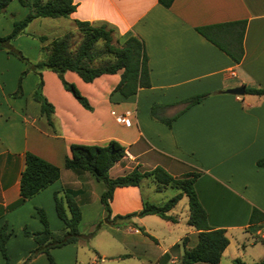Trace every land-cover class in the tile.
Returning a JSON list of instances; mask_svg holds the SVG:
<instances>
[{
    "label": "crops",
    "instance_id": "1",
    "mask_svg": "<svg viewBox=\"0 0 264 264\" xmlns=\"http://www.w3.org/2000/svg\"><path fill=\"white\" fill-rule=\"evenodd\" d=\"M72 2L75 7L68 16L33 18L16 37L32 24H40L39 20H49L44 26L53 37L77 30L75 20L111 29L118 45L128 36H136L147 56L149 86L125 98L111 92L120 71L84 82L67 70L63 77L86 97L90 109H85L63 89L54 72L44 69L38 76L26 69L25 63L42 59L40 51L46 39H38L42 45L37 49L35 45L33 52L20 42L12 43L27 62L0 50V227L5 223L12 230L5 242L10 263H20L35 246L23 228H41L36 207L50 216L51 230L62 227L54 208L55 191L76 193L79 225H90L87 231L79 227L80 233L92 230L103 215L99 197L105 186L87 171L65 168L64 158L70 154L71 143L104 145L111 139L124 146L125 155L108 169L110 177L155 166L172 177L195 173L192 187L205 211L207 227L223 229L228 240L218 264H233L236 258L251 264L263 258L264 244L259 238L264 237V166H257L256 161L264 157V96L224 90L264 88V0H172L168 7L158 0ZM240 20L245 22L243 53L237 63L195 30ZM9 23L12 25V20ZM34 33L31 36L37 38L48 36ZM39 78L41 93L52 105L49 121L32 99ZM205 92L211 94L184 110L170 125L149 116L152 103L171 104ZM19 95H24L22 100ZM176 108H167L164 115H171ZM124 114L125 122H118L116 116ZM25 151L60 170L55 181L28 199L18 194ZM144 178H148L145 191L140 180L137 185L113 189L109 218L137 211L145 201L163 204L157 193L170 187L181 194L166 211L171 219L145 214L99 227L88 238L81 236L76 242L51 248L55 263L105 264L108 258L128 262L124 264H174L184 248L194 246L197 230L187 223L188 204L181 215L176 207L186 195L170 183L157 190L151 176ZM252 209L262 218L250 221ZM87 247L93 253H87ZM0 264H5L1 255ZM26 264L49 263L39 253Z\"/></svg>",
    "mask_w": 264,
    "mask_h": 264
},
{
    "label": "trees",
    "instance_id": "2",
    "mask_svg": "<svg viewBox=\"0 0 264 264\" xmlns=\"http://www.w3.org/2000/svg\"><path fill=\"white\" fill-rule=\"evenodd\" d=\"M11 0H0V12ZM21 6L28 8L26 15L13 21L8 34L0 36V48L8 46V42L22 33L25 26L33 18L37 17H66L74 10L72 0H17ZM172 0H158L163 7H168ZM76 29L81 32V37L74 48L71 47V33L65 32L60 36L52 38L49 43L42 47V59L30 63L15 50L16 55L28 63L29 69L35 71L38 76L41 70L47 69L54 72L64 90L68 91L73 98L85 109H90L88 100L80 93L74 83L64 79L63 73L67 70L75 72L84 82H91L101 74H112L117 71L119 80L111 90L118 92L122 97H128L136 93L140 87H148L147 56L144 52L142 42L133 35L128 36L122 44L112 42L111 29L104 25L94 26L87 21H74ZM243 20L216 23L196 27L195 30L208 41L225 52L235 63L239 62L242 49V36L244 31ZM40 41L46 39L44 35L38 36ZM24 73V71H23ZM21 73V75L23 74ZM42 81L39 78L32 92L33 99L40 105V110L49 121L52 105L41 93ZM20 89L18 86V93ZM244 93L264 96L262 87H244ZM211 92H205L189 96L171 104L152 103L149 107V116L155 120L170 125L179 114L191 105L199 102ZM172 106H178L171 115H164L165 110ZM68 156L64 158V167L72 170L87 171L105 188L100 194L102 205V216L94 223L91 231L82 235L79 230L80 209L74 200L75 192L62 190L63 197L58 196V191L53 193L54 208L57 217L62 221V227L53 231L49 228L45 213L42 208L36 207V213L41 223L37 230L23 228V234L30 237L35 246L30 249L20 264H26L39 253H43L49 264H56L51 256L50 250L67 243L76 242L81 236L90 237L100 226L102 221L108 225H118L130 220L134 216L145 214H156L162 218L171 219L166 211L179 199L177 193L161 205L143 202L142 207L125 215H114L109 218V200L116 186L137 185L139 180L145 176H151L155 181V187L159 190L166 184H172L180 188L187 197L188 218L187 223L197 230V241L191 248H184L178 261L174 264H192L194 262H205L207 264H218L220 254L227 245V237L221 228H208L206 224L205 211L198 202L192 182L195 173H187L181 177H172L163 168H154L139 172L133 168L129 172L110 177L108 169L114 162L125 155V148L116 140H109L104 145L71 143ZM23 168L19 173L18 194L22 199L31 198L37 192L51 184L59 177V168L45 159L25 151L23 154ZM257 166H264V157L256 161ZM102 218V220L100 219ZM250 221L261 219L259 211L252 209ZM120 222H118V221ZM12 234L3 223L0 227V255L5 264L9 263L5 242ZM260 241L264 244V237ZM233 264H244L239 259H233ZM251 264H264V257Z\"/></svg>",
    "mask_w": 264,
    "mask_h": 264
},
{
    "label": "rangeland",
    "instance_id": "3",
    "mask_svg": "<svg viewBox=\"0 0 264 264\" xmlns=\"http://www.w3.org/2000/svg\"><path fill=\"white\" fill-rule=\"evenodd\" d=\"M27 12H28V8L27 7L21 6L17 2V0H11L7 4V6L0 12V36L6 35V34H8L10 32V29H11L12 25H11V23H9V20L10 21L12 20V22L13 21H16V20H19V19L23 18L26 15ZM39 21H41L40 24H38V22H36V23L32 24L31 26L27 27L26 32H24L22 34V36H20V38L14 37L13 39H11L8 42V46L7 45L6 46L3 45L0 48V50L3 51V52L9 53L10 55H14L15 56L16 55V52H15V50H16L15 48L16 47L13 46L12 43H14V42L15 43L20 42L23 45H25V50H27L29 52H33V50L35 51L37 48H39V45H42V43H40V41L38 40L37 37L31 36V34L34 33V32H37V34H38V32H40L41 34H47L48 36H46V43H49V41L52 38H54L53 35L50 33V31L46 30V27L44 26L49 20H39ZM68 30H70V29H68ZM114 36H115V33H112V42L113 43H114V41H113L114 40ZM80 37H81V32L80 31L73 30L71 32V47L72 48H74L76 46V44L78 43ZM35 45H37L36 49H35ZM40 52H41V55L43 56V51H40ZM15 57H17V55ZM25 65H26V69L28 70L29 69L28 63H25ZM19 96H20V99L22 100L24 95H22V96L19 95ZM27 99H28L27 100L28 102L31 101V100H29V97ZM112 172H114V171H112ZM146 179H148V178L142 177L140 179V185H141L143 191H145V189H146V187L144 185ZM175 192H176V190L174 188L167 187L163 191H161V192H159L157 194L159 195V197H162V201H166L167 199H169L170 197H172L175 194ZM57 195L60 196V197H63L62 190H59ZM176 207L178 209V212H180V215L181 214H184L186 212V210H187V200H186V197L183 198L182 200H180L177 203V206ZM43 211L45 213V210H43ZM45 216H46L47 223H48V226H49L51 224L50 216L49 215L47 216L46 213H45ZM100 219L102 220V218H100ZM107 225L108 224H105L102 221L100 227L103 228V227H105ZM89 226L90 225L89 224L87 225V223L86 224H83L82 226L79 225L80 229L81 230H84V231H87L89 229ZM97 230L95 232H97ZM97 240H98V236L96 238H94L92 241L93 242H96ZM87 249H89V250H86L85 249V251H87V253H93L92 250H91V248L87 247ZM8 258H9V256H8ZM21 262L22 261H20V263ZM9 263H10V259H9ZM20 263H15V264H20ZM104 263L105 264H124V263H128V262H123V261H118V260H112V259H108L107 258Z\"/></svg>",
    "mask_w": 264,
    "mask_h": 264
},
{
    "label": "water",
    "instance_id": "4",
    "mask_svg": "<svg viewBox=\"0 0 264 264\" xmlns=\"http://www.w3.org/2000/svg\"><path fill=\"white\" fill-rule=\"evenodd\" d=\"M224 92L235 95H241L244 93V87L243 86L230 87L225 89Z\"/></svg>",
    "mask_w": 264,
    "mask_h": 264
},
{
    "label": "built area",
    "instance_id": "5",
    "mask_svg": "<svg viewBox=\"0 0 264 264\" xmlns=\"http://www.w3.org/2000/svg\"><path fill=\"white\" fill-rule=\"evenodd\" d=\"M125 116H126L125 114L124 115H120V116H116V120L118 122H120V123H124L125 120H126V117Z\"/></svg>",
    "mask_w": 264,
    "mask_h": 264
}]
</instances>
